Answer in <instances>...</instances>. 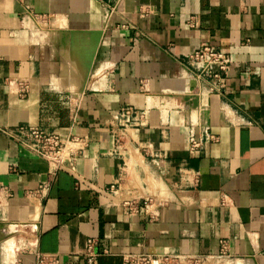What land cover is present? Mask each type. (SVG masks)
<instances>
[{"label":"crops","instance_id":"1","mask_svg":"<svg viewBox=\"0 0 264 264\" xmlns=\"http://www.w3.org/2000/svg\"><path fill=\"white\" fill-rule=\"evenodd\" d=\"M203 42L231 70L194 103ZM22 125L85 148L50 178ZM89 238L99 264H264V0H0V264H87Z\"/></svg>","mask_w":264,"mask_h":264},{"label":"built area","instance_id":"2","mask_svg":"<svg viewBox=\"0 0 264 264\" xmlns=\"http://www.w3.org/2000/svg\"><path fill=\"white\" fill-rule=\"evenodd\" d=\"M186 59L193 70V77L196 80V85L191 87L192 90L194 89L191 96L198 98L205 91L222 93L225 90L232 63L231 57L227 52L208 42H203L186 54ZM19 88L22 96L28 94L29 85L27 83H19ZM121 117L126 122H132L137 126L147 123V113L145 111L138 112L132 107L123 109ZM19 133L22 143L48 162L50 178L55 177L60 170L71 169L74 159L85 148L84 140L78 136L63 137L57 132L49 131L40 125H22L19 127ZM200 145L201 142L193 140L191 149H197ZM144 203H147V201L145 200ZM134 207L132 209H136ZM96 244L97 241L94 238L88 239L87 249L84 254L87 264H99L100 254L96 250ZM225 249L226 246L223 245L224 253ZM186 259L169 254H139L131 256L128 264H176L183 263ZM37 264H58V258L53 254L39 253Z\"/></svg>","mask_w":264,"mask_h":264},{"label":"rangeland","instance_id":"3","mask_svg":"<svg viewBox=\"0 0 264 264\" xmlns=\"http://www.w3.org/2000/svg\"><path fill=\"white\" fill-rule=\"evenodd\" d=\"M221 260H206V259H193L192 261H184L183 263H176V264H215L219 263ZM223 264V262H222Z\"/></svg>","mask_w":264,"mask_h":264},{"label":"water","instance_id":"4","mask_svg":"<svg viewBox=\"0 0 264 264\" xmlns=\"http://www.w3.org/2000/svg\"><path fill=\"white\" fill-rule=\"evenodd\" d=\"M192 100L194 101V103H197L198 99L197 98H193Z\"/></svg>","mask_w":264,"mask_h":264}]
</instances>
